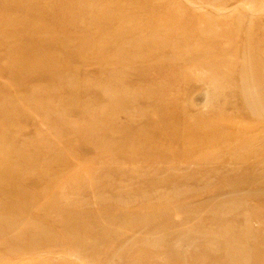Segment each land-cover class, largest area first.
Listing matches in <instances>:
<instances>
[{"label":"rangeland","instance_id":"1","mask_svg":"<svg viewBox=\"0 0 264 264\" xmlns=\"http://www.w3.org/2000/svg\"><path fill=\"white\" fill-rule=\"evenodd\" d=\"M0 264H264V0H0Z\"/></svg>","mask_w":264,"mask_h":264}]
</instances>
